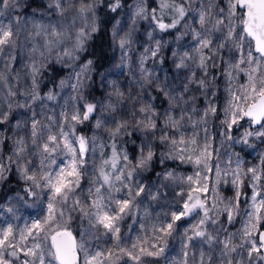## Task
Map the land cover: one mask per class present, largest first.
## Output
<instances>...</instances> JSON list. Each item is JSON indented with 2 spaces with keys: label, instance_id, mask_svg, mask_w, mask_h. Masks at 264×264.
Listing matches in <instances>:
<instances>
[{
  "label": "snow or ice",
  "instance_id": "1",
  "mask_svg": "<svg viewBox=\"0 0 264 264\" xmlns=\"http://www.w3.org/2000/svg\"><path fill=\"white\" fill-rule=\"evenodd\" d=\"M102 2L48 0L47 7L59 19L46 24L33 21L35 30L24 40L20 27L11 21L0 22V125L9 122L14 109L29 113L15 125L24 130V135L17 133L7 165L15 163L27 185L26 194L34 202L39 201L43 210L39 218L25 222L23 228L13 223L0 226V264H77L78 251L84 252V264H150L147 258L164 256L169 240L176 236H182V254L169 260V264H264V152L251 166H242L235 153L222 161L208 130L215 118L224 128L222 135L233 140L234 128L243 127L241 122H246L250 130L246 129L243 137L233 142L249 148L255 146L252 139L264 142V0H227L226 9L217 0H155V7L146 5L145 0H135L131 26L124 35L115 28L112 33L122 52L121 65L129 59L136 25L147 20L152 31L146 32L148 43L138 60L141 78L152 81L155 74L145 67L146 62L163 63V50L171 47L172 42L157 38V33H163L174 36L173 66L184 79L178 93L168 91L167 85L158 88L169 101L163 113L150 102L142 101L147 108H140L139 113L133 111L131 120L117 122L113 118L111 128L103 119H96L94 127L107 132L109 138L97 145L96 135L89 139L77 133V125L90 120L97 111L96 104L86 103L83 109L72 106L71 110H62L59 117L37 111L33 105L40 102L43 107L45 99H56L51 92L40 96L37 77L48 63L68 66L79 59L91 34L97 31L96 9ZM18 7L13 0H0V18ZM120 7L121 0H112V12ZM15 23L19 24V19ZM28 45L31 87L19 93L22 99L14 100V50ZM225 51L231 54L227 59ZM91 63L89 60L70 77L76 80L71 85L73 91H79L81 76ZM217 69L228 85L222 107L215 99ZM240 73L246 76V83H237ZM19 78L17 73L15 79ZM60 83L64 85L65 81ZM197 93L204 98L203 108L198 107ZM116 95L122 98L123 94L117 91ZM102 107L110 111L115 106L108 103ZM129 123H134L135 131L128 130ZM134 132L143 135L138 153L130 157L118 142ZM106 147L110 154H105ZM29 157H35L38 163ZM157 159L162 165L167 161L190 164L193 173L182 175L165 166L162 172L155 173L157 181L146 185L144 173L154 171ZM7 171L9 167L0 158V179ZM83 177L89 178V186L87 197L80 199L77 189L84 191ZM221 185L231 186V198L221 195ZM169 190L171 199L160 205L167 210L149 211L151 205L145 206V201L159 205ZM141 209L146 225L143 230L150 235L122 243L120 222ZM76 210L97 230L102 228L104 235L115 239L111 249L89 253L87 236L93 234L86 233L79 242L73 237L68 221L70 212ZM7 212L17 217L12 207ZM221 217L229 224L241 217L242 228L221 240L220 233L227 231ZM184 222L189 226L181 232ZM237 237L239 243H234ZM194 241L209 248L207 253L200 251L198 260L195 255L190 257L196 246ZM238 249H243V253ZM215 251L220 252L219 262L213 256Z\"/></svg>",
  "mask_w": 264,
  "mask_h": 264
},
{
  "label": "rangeland",
  "instance_id": "2",
  "mask_svg": "<svg viewBox=\"0 0 264 264\" xmlns=\"http://www.w3.org/2000/svg\"><path fill=\"white\" fill-rule=\"evenodd\" d=\"M45 4V10L37 11V13H26L21 16H17L16 9H12L6 13V15L3 18H0V22L8 23L13 22V24L16 27H20L22 29L21 31V40H24L27 35H29L31 32H33L35 29L33 27V21L37 23H49V22H56L59 17L56 15L54 10L49 9L47 7L48 0H43ZM18 2H20L18 0ZM217 2L224 7L227 8V0H217ZM135 1L128 6L125 11L121 13L120 16L117 17V20L113 24V29L121 30V35H124V33L128 30V28L131 26L130 21V14H131V6L134 5ZM146 3V2H145ZM242 12V11H241ZM19 19L20 23L16 24L15 22ZM147 20H140L138 24L136 25V32L133 36L134 43L132 45V50L128 53L129 59L124 63L126 72L130 75V77L138 81L140 84H143L144 80L141 78V73L139 71V65L138 60L139 56L143 51V48L148 43L146 32L152 31V27L148 24ZM142 32L137 31V29L142 28ZM27 29L25 31L24 29ZM157 38H162L164 41L172 42L171 47H166L163 50L162 57L166 54L168 55L169 60V67L171 69V74H167L166 70L159 69V62H155L152 60H149L146 62L145 67L149 71H153L155 76L152 79L151 86H156L157 84L160 87H163L165 85L168 86V91H175L179 92L181 88V83L184 79V75L181 73H177L173 66V58L171 56V52L175 49V42H174V36L173 35H166L163 33H157ZM113 52L115 53V59L117 62V58L121 61L122 52L117 44H112ZM31 54V45H28L27 47H17L14 50V55L16 59L12 61L11 69H12V84L17 91V96L13 99H22L20 97L19 93L21 92H27L30 90L31 87V77H30V67H28L30 61L29 56ZM231 54L227 51L224 52V57L227 59ZM161 57V58H162ZM13 62H15L13 64ZM52 64H61V63H55L51 62ZM121 63V62H120ZM87 63L76 60L74 65L72 67L65 66L67 68L66 72L60 76L57 82L56 88H49L44 93L40 94L41 97H46L49 92H51L53 95H55V100H44L43 101V107L40 106V102H37V104L33 107L37 111H42L46 115H52L55 117H59V114L62 110H71L72 106L79 107L83 109V106L86 104L83 101V90L87 83V77L88 73H84L81 76L82 80V86L79 88V91H73L71 85L73 83H76L75 79H70V77H73L76 72L80 71V68ZM64 65V64H63ZM2 67V66H0ZM19 73V80L15 79V75ZM215 74L217 77V84L218 88L216 90V103L218 106L222 107L225 103V100L227 98V93L225 92V88L228 86L227 81L220 75L219 70H215ZM65 81L64 85H61V81ZM115 83L116 81H110ZM238 84L246 83V76L243 73L239 74V79L237 81ZM107 87L108 84L106 83ZM100 88V86H99ZM110 88V87H109ZM101 89V88H100ZM6 91V90H5ZM38 91V90H37ZM119 91L117 89L115 92L112 91L110 88V91L107 90L106 93L100 98L99 100H96L95 103L97 105V111L93 113L91 121H90V130L87 135H84L86 138H91L93 135H96L98 137L97 139V145L104 142L106 138L108 137L107 132L103 131L102 129H96L94 127L96 119L100 118L107 122L108 126H111L113 121V118H115V121L118 119H128L129 118V110L127 108V105L123 104L116 109L115 112H112L110 114V111H106L102 106L106 105L108 103L115 104L118 97L115 95V93ZM124 93L127 97L130 96V92L128 90L119 91ZM163 93V92H162ZM198 99V107L203 108L205 106L204 98L202 96H199V93H197ZM163 98L165 99V105L164 108L159 112L163 113L166 109L169 107V101L167 97L163 93ZM146 100V97L143 98ZM210 99H214L213 97H210ZM127 100H129L127 98ZM124 101V100H123ZM88 103V102H87ZM129 104V103H126ZM29 115L28 111L25 109H14L10 115L9 122H6L4 125H0V136L3 137V128L6 126L8 127V134L9 136H15L17 137V133L19 135H24L23 129H17L15 127L18 120L24 119ZM222 116V113H221ZM43 119V117H40ZM243 124V127H235L232 131L231 135L233 136V140H227L222 133L224 132V128L221 126L220 121L213 118L209 125L208 130L209 134L212 137L213 146L214 148L218 149L220 152V157L222 161H227V158L232 155L233 153L238 154L239 159L241 161L242 166H251L253 164H256L258 162V157L260 153L264 152V142H261L259 140L252 139L251 142L255 145L252 148L247 147L246 145H243L241 143H234V140H239L243 137V133L246 129L250 130V126L246 122H241ZM83 135V134H79ZM203 135V133H201ZM123 138V137H122ZM121 138V139H122ZM123 142H118V146L122 148L123 150L127 151L124 146ZM15 145L13 144L9 148V153H7L3 147V143H0V158H3L5 161L6 166L7 165V158L9 156L13 155ZM139 147L135 149L134 153L128 152V155L130 157H134L138 153ZM30 160L36 159L35 157H29ZM233 160H235V156H233ZM36 162L38 163V159H36ZM96 162H99V147H97V156H96ZM14 177L22 182L24 185V188L26 189L27 185L25 181L21 178L17 166L15 163L11 164ZM168 167L170 170L175 169V171L182 175H192L193 173V166L190 164H180L179 162H176L175 165H162L159 160L157 159V167L155 169L154 173L162 172L164 167ZM92 169V162L90 161L88 164V170L91 171ZM6 173V172H5ZM4 173V174H5ZM158 177L154 174L151 180L147 183L154 184L157 181ZM145 183V182H144ZM146 184V185H147ZM89 186V178L83 177L81 180V187L84 189L83 192H80L79 189H77V195L80 199H84L87 197V188ZM25 189L22 188H15L14 191L8 192L3 201L0 203V207H2L3 211H0V226H3L5 223H13L19 228H23L25 226V222L31 223V221L39 218L41 215V212L43 211L40 207L39 201L34 202V198L31 196H28L25 192ZM220 192L221 195L224 197L231 198L233 196V190L230 185H221L220 186ZM171 199L170 190L166 197H163L160 201V204L158 205L156 202L152 201H145V206L151 205V208L149 211L155 210L157 212L159 211H166L167 208H161L160 205H165L166 200ZM12 207L16 213L17 217L11 216L7 212V208ZM69 208H71V204L69 203ZM71 219L68 221V230L72 232L73 237L79 242L82 239H84L85 234L88 232H91L93 235L87 236L88 243L86 244V248L89 251V253H95L96 251H103L105 249H111L113 245L116 243L115 239L111 238L109 235H104V230L100 228L97 230V228L93 227L88 219L86 217H82L79 210H76L74 212H70ZM243 216V212H241V217ZM241 217H237L236 221L234 223H227L224 217H221V221L223 223V227L227 230L226 232L220 233V239L223 240L225 235H228L230 233H237L241 228L242 224L240 222ZM246 219V217H244ZM189 225L184 222L181 225L180 231L183 232L185 227H188ZM146 227L145 225V218L143 216V211L136 210L131 215L127 216L124 220L120 222V235L122 237V243L127 244L129 240H135L137 236L144 237L145 235H150V233H145L143 228ZM196 246L192 249L190 253V257L192 255H195L197 257V260L199 259V253L200 251L208 252L209 248L207 244H201L198 241L193 242ZM234 243H239V237L234 241ZM238 252L243 253V249H238ZM182 254V236H176L174 239H170L168 243V248L166 250V253L164 256H161L157 258L156 260H152L151 258H147L150 261V264H169V260L180 258ZM246 255V253H244ZM213 256L217 262L220 260V252L215 251L213 252ZM233 257H236V253L232 254ZM126 259V258H125ZM237 259H239L237 257ZM77 264H84V252L78 251V263ZM120 264H123V261L120 262ZM129 264L131 262L129 261ZM234 264L236 262L234 261ZM252 264H260L258 261H253Z\"/></svg>",
  "mask_w": 264,
  "mask_h": 264
},
{
  "label": "trees",
  "instance_id": "3",
  "mask_svg": "<svg viewBox=\"0 0 264 264\" xmlns=\"http://www.w3.org/2000/svg\"><path fill=\"white\" fill-rule=\"evenodd\" d=\"M20 7L16 9L17 16H21L26 13H37V11L45 10V4L43 0H19ZM135 0H121L122 7H120L116 12H112L110 9V4L112 0H103V2L96 9V20H97V31L91 34V39H89L85 45V50L79 54V61L87 63L89 60L92 61L91 65L88 66V77L87 83L84 87L83 101L84 103H95L96 100L102 98L107 90L110 88L113 92L117 89L119 91L128 90L130 96L129 100L123 99V103L127 105L129 110V118H131V113L136 111L138 107L137 104L133 103V97L137 94L142 98V101L150 102L155 106L158 112H160L165 105V99L163 98V93L158 90L156 86L148 85L147 87L141 89L139 87L140 83L133 80L130 75L126 72L125 65H121V61L117 58L115 59V53L112 49L113 36L112 28L117 17L120 16L121 8L122 13L125 9L130 6ZM146 5H151L155 7V0H145ZM242 11L241 9L239 10ZM148 22V21H147ZM148 24L149 23H143ZM142 28L137 29V31L142 32ZM163 63L159 64V69L166 70L168 76L171 74V69L169 67L168 55H164L162 58ZM15 62H13L14 64ZM67 68L63 64H52L48 63L47 66L41 70V74L37 77L38 80V92L39 94L44 93L49 88H56L58 79L66 72ZM110 81H116L115 83ZM106 83L108 84L107 87ZM100 86V88H99ZM146 97V100L143 98ZM129 103V104H126ZM36 105V104H35ZM33 105V107L35 106ZM90 120L77 125V133L87 135L90 130ZM3 147L7 153H9V148L14 144L15 136H9L8 127L3 128ZM141 133L134 132L131 136H124L120 141L124 144V148L130 153H134L135 149L140 146ZM108 137L105 141H108ZM134 141V142H133ZM162 147V146H161ZM110 148H105V154H110ZM167 165H175L174 161H167ZM157 167V160L155 161V169ZM154 171H149L144 173V182L147 184L153 175ZM22 182L18 181L13 174L12 165L9 166V171L4 174V178L0 179V203L3 201L5 195L8 192L14 191L15 188H24Z\"/></svg>",
  "mask_w": 264,
  "mask_h": 264
},
{
  "label": "clouds",
  "instance_id": "4",
  "mask_svg": "<svg viewBox=\"0 0 264 264\" xmlns=\"http://www.w3.org/2000/svg\"><path fill=\"white\" fill-rule=\"evenodd\" d=\"M13 2L14 3H18L19 4V2H18V0H13ZM19 7H20V4H19ZM18 7V8H19ZM75 63V62H74ZM74 63H72V64H70V65H68L69 67H72L73 65H74ZM144 80V79H143ZM152 84V81H148V80H144V82H143V84H140L139 85V87L141 88V89H143V88H145V87H147L148 85H151ZM156 87L157 88H159L160 86L157 84L156 85ZM123 95H122V98H118L117 99V101H116V103L114 104V110H110V114L112 113V112H115L116 111V109L120 106V104L121 103H123V99H127L128 97L124 94V93H122ZM115 95H116V93H115ZM117 96V95H116ZM133 103H135V104H137L138 105V107L136 108V112L137 113H139V109L140 108H147V104L146 103H141L142 102V98L139 96V94H137V96L136 97H133V101H132ZM121 119H118L117 120V122H119ZM129 120H131V118L129 119ZM109 128H111V126H109ZM128 130H130V131H135L136 129H135V125H134V123H129L128 124ZM142 134V133H141ZM122 138V137H121Z\"/></svg>",
  "mask_w": 264,
  "mask_h": 264
},
{
  "label": "water",
  "instance_id": "5",
  "mask_svg": "<svg viewBox=\"0 0 264 264\" xmlns=\"http://www.w3.org/2000/svg\"><path fill=\"white\" fill-rule=\"evenodd\" d=\"M243 10V9H242ZM245 10H243V12H244ZM77 263H78V253H77Z\"/></svg>",
  "mask_w": 264,
  "mask_h": 264
}]
</instances>
